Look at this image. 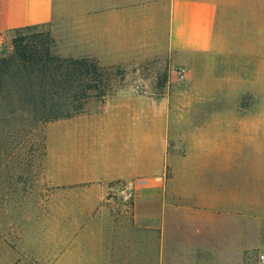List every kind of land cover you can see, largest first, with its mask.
Masks as SVG:
<instances>
[{
    "label": "crops",
    "instance_id": "1",
    "mask_svg": "<svg viewBox=\"0 0 264 264\" xmlns=\"http://www.w3.org/2000/svg\"><path fill=\"white\" fill-rule=\"evenodd\" d=\"M217 1L0 0L6 42L16 28L50 24L60 55L109 66L152 57L168 65L161 94L122 85L97 109L47 124L45 170L59 190L52 232L41 235L51 241L47 264H245L252 248L264 250V218L230 216L241 204L253 212L251 196L241 202L219 193V173L234 160L237 121L187 117L195 106L185 91L195 87L201 56L213 45ZM260 13L264 49L262 3ZM137 178L144 182L122 203L117 183ZM252 223L261 228L258 243Z\"/></svg>",
    "mask_w": 264,
    "mask_h": 264
},
{
    "label": "rangeland",
    "instance_id": "2",
    "mask_svg": "<svg viewBox=\"0 0 264 264\" xmlns=\"http://www.w3.org/2000/svg\"><path fill=\"white\" fill-rule=\"evenodd\" d=\"M261 3L263 8L264 1L259 0L216 2L213 45L201 56L203 59L195 71L199 77L193 82L195 87L185 91L188 104L195 106V112L187 114L188 119L209 121L216 115L220 120L229 117L237 121L234 160L230 171L219 173V193L223 198L234 194L241 202L251 196L256 204L253 212L242 204L241 208L237 205L229 211L231 218L234 212L235 217H252L253 220L264 218V125L246 130L240 123L264 122ZM19 35L29 40L37 38L48 45L53 54L67 57L56 53L50 24L19 32L12 30L0 49V56L11 53L12 39ZM81 58H88L87 63L97 61L89 56ZM96 65V69L88 66L89 73L85 76L95 85L85 91L82 101H71V108H79L81 112L97 109L103 95L122 85L140 82L157 95L167 86L168 65L160 58L150 57L129 66L101 65L98 61ZM201 74L208 76L201 77ZM80 85L79 80L73 83L75 93L79 92ZM7 98L0 97V264H47L51 241L43 240L41 235L52 232V198L59 191L45 170V132L47 124L53 120H12L8 113L11 108H18L9 105ZM226 108L230 110H224ZM208 109L217 111L208 112ZM252 225V242L258 243L261 228ZM257 251L252 248L246 254L245 264H254Z\"/></svg>",
    "mask_w": 264,
    "mask_h": 264
},
{
    "label": "trees",
    "instance_id": "3",
    "mask_svg": "<svg viewBox=\"0 0 264 264\" xmlns=\"http://www.w3.org/2000/svg\"><path fill=\"white\" fill-rule=\"evenodd\" d=\"M36 26L15 30L19 32ZM87 59L62 58L37 38L29 40L21 35L15 36L11 53L0 56V97L6 99L9 94L8 104L18 108H11L9 118L45 122L80 113L79 108L70 107L71 101H82L86 97L85 91L95 85H91L85 76L89 73L88 66L96 69L97 61L93 59L87 63ZM77 80L82 85L75 93L72 86Z\"/></svg>",
    "mask_w": 264,
    "mask_h": 264
},
{
    "label": "built area",
    "instance_id": "4",
    "mask_svg": "<svg viewBox=\"0 0 264 264\" xmlns=\"http://www.w3.org/2000/svg\"><path fill=\"white\" fill-rule=\"evenodd\" d=\"M5 43H6L5 38L2 35H0V49H2ZM185 71H186L185 68L182 67L179 68L178 76L183 77ZM134 89L141 92L146 91V89L140 82L134 84ZM142 182H144V180L138 178L119 182L116 185L115 194L122 203L128 204L132 201L133 197L135 196V191L137 189V186ZM254 264H264V250H260L256 253Z\"/></svg>",
    "mask_w": 264,
    "mask_h": 264
}]
</instances>
